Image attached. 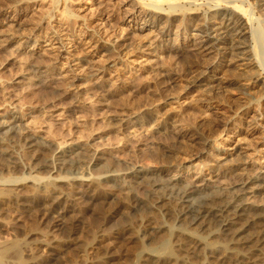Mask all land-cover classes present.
Returning a JSON list of instances; mask_svg holds the SVG:
<instances>
[{
	"label": "bare ground",
	"instance_id": "6f19581e",
	"mask_svg": "<svg viewBox=\"0 0 264 264\" xmlns=\"http://www.w3.org/2000/svg\"><path fill=\"white\" fill-rule=\"evenodd\" d=\"M199 1L114 0L109 7L106 0H0V51L12 58L20 54L19 61L14 62L20 65L21 81L26 82H21L22 87H54L52 94L55 96H52L54 98L49 107L52 113L49 116L50 120H57L48 121L43 127L46 137L52 136L60 125L63 126L64 120L59 118L63 115L93 114L101 110L97 118L82 119L79 116L81 119L73 126L76 132L87 131L90 142L78 144L77 139L63 140L62 137V141L56 142V147L50 149L49 141H45V138H35L33 135L20 138L13 129L15 125L8 128V137L0 135V174L18 166L15 151L10 145L14 141L12 139L17 143L18 137L27 150L41 155L40 161L43 160V163L39 165L46 168L48 173L46 176L34 170L28 173L32 192L10 199L2 195L12 189L6 180H0V206L13 204L29 207L36 202L43 216L51 218L56 227L67 231V245L82 248V257L76 264H91V261L99 258V254L98 258H95V254L100 249L108 254L116 248H129L131 244H136L137 250L144 253L135 264H166L161 252L166 250L167 242H161L159 249L147 250L149 234L147 236L143 229L133 231L129 224H122L121 220L144 210L171 218V224L162 222L152 228L150 236L154 238L152 232L162 230L169 232V235H176L175 247L181 253L170 258L172 264H264V158L248 157L225 167L220 159L197 157L191 159L183 172L167 174L162 170L148 174L149 171L141 164L122 167L112 159H105L106 156L112 157L113 148H95L92 144L100 139V133L95 130L98 125L108 128L113 124L119 131L132 129L131 134L133 132L135 136L138 131L145 130L150 136L155 134L165 137L176 130L173 123H167L161 117L163 113L160 116V107L151 106L147 100L148 104L141 103L137 108L129 105L119 106L118 110L112 108L110 96L115 82L110 78L111 74L106 77V73L110 68L118 70L117 66L123 62L135 65L145 77L151 76V67L163 62V52L175 53L179 50L171 45L169 38H165L169 37L173 28L172 17L176 16L175 12L178 9L180 12L182 5L199 7L202 4ZM213 1L214 15L210 18L218 20V27L211 25L213 21L191 24L186 40L191 44L192 51L201 55H230L231 59L248 55L256 64L260 63L254 42L257 44L260 41L264 26L261 31L252 26L253 20L248 10H243L245 0ZM260 1L264 3V0ZM93 10L97 12L96 17L86 18L85 12ZM257 49L260 54L263 53V50ZM243 60L247 62L249 58ZM169 67L161 70V74L170 77L173 67ZM147 83L143 86L150 95L152 88ZM67 84L71 88L69 91L62 88ZM196 84L211 88L212 82L204 77L197 80ZM2 85L0 82V89ZM89 95L94 96V99H90ZM60 103L65 106L57 110ZM13 109L11 106L10 110ZM11 118L21 121L14 116ZM0 124L4 125V120ZM99 127H96L98 131ZM59 132L58 135H61ZM36 139L45 142L40 144ZM133 187L141 189L145 196H137L129 204L127 199ZM97 205L102 206V212L105 209L106 221H119L123 226L119 223L120 229L113 232L112 229L111 232L98 229L86 240L81 238L84 241L78 236L76 238L79 219ZM189 226L198 229L188 230ZM41 238L42 243L46 245L50 242L55 249L62 250L65 247V244L57 241L58 237L46 240L45 235H42ZM217 238L224 242L215 241ZM15 243L0 242V264H21L22 248L26 244ZM93 254L95 259L92 257L91 260ZM52 256L54 259L57 257L54 254ZM193 257H197L196 261H193Z\"/></svg>",
	"mask_w": 264,
	"mask_h": 264
},
{
	"label": "rangeland",
	"instance_id": "374dc122",
	"mask_svg": "<svg viewBox=\"0 0 264 264\" xmlns=\"http://www.w3.org/2000/svg\"><path fill=\"white\" fill-rule=\"evenodd\" d=\"M106 1L109 7L114 3V0ZM211 1L200 0L198 3L202 4L199 5V7L182 5V7H180V12L178 11L179 9L175 12L176 16L174 15L172 17L173 28L171 27L169 37L165 38H169L168 40H171V45H175L179 50L175 51V53L173 51H168L169 53L163 52V62L156 63V67H154L155 65L151 67V70H153L151 76L148 75L149 77H145L139 73L135 65L123 62L117 66L118 68L116 69L118 70L114 68L108 70L109 73H106V77H109L111 74L110 78L115 82L111 89L112 93L110 96L112 108H117L116 110H118L122 105H129L137 108L148 102L151 106L160 107V116L163 113L161 117H163L165 122L174 124L176 133L173 131V133L169 134L170 136L160 137V135L156 136L155 134L150 136L147 131L141 130L140 132L138 131L137 136H135L133 132L131 134L132 129H130L131 131H119L113 124L109 125L108 128H102L98 125L96 127L98 128L100 126L99 131L96 127L95 130L97 133H100V135H98L100 139L91 143L95 148H113L112 150L114 153L112 157L105 155V159H112V161H116L122 167H128L130 164H141L149 171L148 174H156L162 170L167 174L183 172V168L189 165L191 159L197 157L199 159H204V157L205 159L208 157L220 159L225 167L233 165L237 160H243L248 157L263 160L264 33L261 35L262 39L260 38V41H257V44L254 42V46L261 51L263 50L261 55L260 51L255 47L257 54H259L257 55V59L260 62L258 64H256L252 58L250 59V57H247L248 55L240 56L242 58H239V60L231 59L230 55L216 56L215 54L201 55L194 53L191 44H188L186 40L188 32L191 29L190 25H200L204 22L208 23L213 21L211 25L214 24V27H218V20L216 18H210L214 15L212 14V10L215 9L213 4L214 1ZM260 2V0H245L243 2V10L246 12L248 10L247 13L253 20L252 26L255 28L258 27L259 31H261L263 29L262 26H264V23L261 24L264 22V3L261 2V4ZM257 4L260 5L258 6ZM192 12H194V14H192ZM85 13L88 19H94L97 15V12L94 10L93 12L89 11ZM177 14H179V16ZM247 42L248 40H246V44ZM249 44L251 45L252 43L249 41ZM126 50L128 51L129 47H127ZM16 56H14L13 58L15 59H13L12 56H8V53L0 51V82L4 84L2 85L3 88L0 89V122L4 120L5 123L4 125L0 124V135L3 138L8 137V133H6L8 128L15 125L13 129L20 138L26 135H33L35 138H45V141H49L48 145H50V149H54L56 147V142L62 141V137H64L63 140L69 138L77 139L76 142L78 141V144L87 141L90 142L91 140L87 136V131V133L85 130L81 131L82 133L79 131L76 132L73 126L81 119L80 117H82V119L83 117L88 119L97 118V113L99 115L101 110L93 114L71 113L69 115H63L59 117L64 120V123H62L63 126L60 125L58 127L61 130L57 129L60 132L56 130L57 133L54 131L52 136L48 135L46 137L47 133L43 132V127L48 121L53 122L57 120V118L50 120L49 116L52 113V110H49L52 99L54 98L52 96H55L52 94V88L54 87L51 85L45 89H39L33 85L22 87L21 82H26L21 81L22 74L19 67L20 65L16 62L21 58L20 54ZM243 58H246V60L249 58V60L245 62ZM14 60L16 61L14 62ZM161 66L162 69H160ZM169 66L171 68L173 67L172 74H170L171 76L167 77L161 74V70ZM154 72L157 73V76ZM159 73L164 78L162 76L159 77ZM152 75L154 78H152ZM204 77H206L208 82H212L213 86L211 85V88L210 86L203 87L196 84L197 80ZM146 78L147 81L145 80ZM151 78L153 82H148ZM19 80L20 83L18 82ZM193 81L196 86L193 84ZM146 83L151 84L152 89L150 95L146 92ZM67 86L68 89H66ZM67 86L65 85L64 87L63 85L62 88L65 89V91H69L71 88L69 84H67ZM93 97L94 96L89 95L90 99H94ZM64 103L57 105L58 107H56V109L61 110L66 104ZM11 106L14 107L13 110H10ZM10 114L14 116L15 119L17 118V120L19 119L21 121L13 120ZM54 115H56V113ZM72 130L75 133H73ZM58 132L61 135H58ZM55 133L56 136L53 137ZM125 133L129 136L131 135L132 138H129L128 135V137L125 138ZM19 137L18 139H20ZM149 137L151 138L149 139ZM18 139L17 143L15 139H12L14 141L10 144L15 151L18 166L15 169H11L10 172H3L0 174V180H2V182L6 180V182H8L7 184L12 189L11 192H6L2 195L8 199L15 195L18 197L21 195L27 196L32 192L33 187H31L29 179H27V174H31V171H35L36 173L39 172L41 176H46L48 174L47 169L39 165L43 163V160L40 161L42 158L41 155L31 153V150L25 148L24 142ZM36 140L39 143L45 142L40 139ZM38 147L41 148L40 145ZM42 150L45 151L44 149ZM186 178H189V175H186ZM111 186L113 187V185ZM143 195L144 193L141 189L133 187L128 196L127 203L132 204L135 197H144L145 195ZM32 204V207H21L13 204L7 207L0 206V242L9 244L15 242V244H17L18 242L26 244L25 248H22L21 264H65V262L67 264H76L79 258L82 257V254H80L82 253V248L68 246L65 242L68 240L67 231L65 232V230L60 229V227H56L51 218L43 216L41 208L36 202ZM101 208V205L100 207L99 205L94 206L92 209L90 208L91 210L89 209L84 216H81L78 226L79 233L76 235V238L78 236L80 240H86L91 233L98 229H106V232H113L120 229L119 225L121 223L119 221L107 220V223L104 214L105 209H103L102 212ZM98 211L99 213H97ZM100 213L102 215H100ZM50 219L51 221H49ZM121 221L123 225L126 223L132 226L133 231L143 229L146 231L147 236L149 234L147 241L148 243L150 242V244L146 246L147 250L159 249L161 242H167L166 250L161 252L166 260V264H172L170 263V258H172L173 255H180L181 252L175 247L174 243L176 241L175 234L174 236L173 234L169 235V232L162 230L157 233L153 231L152 235L154 238L150 236L151 229L156 228L162 222L171 224L170 217L163 216L155 211L144 210L143 212ZM213 226L212 224V227ZM52 228L56 229L52 230ZM187 228L188 230L198 229L195 226H189ZM110 229L112 230L110 231ZM50 230L55 232V234ZM42 235H45L46 240H51L55 236L54 239L58 237L57 241L62 245L65 244V247L63 246L62 250L61 248L55 249L53 244L49 241V244L45 245L41 242ZM61 239H63V241ZM149 239L151 241H149ZM219 240L220 242H224L222 239H215V241ZM212 241L214 240H210V242ZM130 246L129 248L125 246L126 248L113 249L108 254H105V252L100 249L99 251L101 252L97 251L95 254L96 256L99 254V258L98 256L95 257L94 254L91 256V260L92 257L93 259L98 258L93 260V262L91 261V264H107L109 262V264H135L137 258L143 257L144 253H141L139 249L137 250L136 244H131ZM102 252H104V254ZM53 254L57 256L55 259L52 258ZM106 255L112 257L108 258ZM104 256L106 257L104 258ZM193 258V261H196L197 257ZM54 260L56 261L54 262Z\"/></svg>",
	"mask_w": 264,
	"mask_h": 264
}]
</instances>
